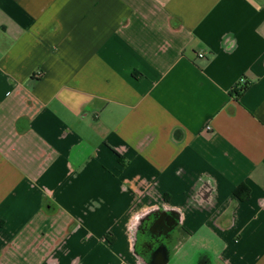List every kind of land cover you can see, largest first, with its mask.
<instances>
[{"label": "crops", "instance_id": "1", "mask_svg": "<svg viewBox=\"0 0 264 264\" xmlns=\"http://www.w3.org/2000/svg\"><path fill=\"white\" fill-rule=\"evenodd\" d=\"M146 215L264 264V0H0V264H152Z\"/></svg>", "mask_w": 264, "mask_h": 264}, {"label": "flooded vegetation", "instance_id": "2", "mask_svg": "<svg viewBox=\"0 0 264 264\" xmlns=\"http://www.w3.org/2000/svg\"><path fill=\"white\" fill-rule=\"evenodd\" d=\"M161 215H146L140 222L139 250L142 255H150L153 252L159 253L163 246L168 244L167 234L170 219L168 216L160 221Z\"/></svg>", "mask_w": 264, "mask_h": 264}, {"label": "water", "instance_id": "3", "mask_svg": "<svg viewBox=\"0 0 264 264\" xmlns=\"http://www.w3.org/2000/svg\"><path fill=\"white\" fill-rule=\"evenodd\" d=\"M170 220H172V225L170 226V230L173 228L174 225H176V220L172 216H168ZM161 254H158V252H155L152 254L151 261L152 264H166L167 258H166V251L160 252Z\"/></svg>", "mask_w": 264, "mask_h": 264}, {"label": "trees", "instance_id": "4", "mask_svg": "<svg viewBox=\"0 0 264 264\" xmlns=\"http://www.w3.org/2000/svg\"><path fill=\"white\" fill-rule=\"evenodd\" d=\"M245 90H246V88L245 87H243V88H234L233 90H232V93L234 94V96L235 97H237V98H239L242 94H243V92H245ZM247 191V189L245 188V186H240L239 188H237L236 190H235V192H234V195L238 198V199H240V200H243V199H246V198H248V196H249V194L247 195V196H242L241 195V192L242 191Z\"/></svg>", "mask_w": 264, "mask_h": 264}, {"label": "built area", "instance_id": "5", "mask_svg": "<svg viewBox=\"0 0 264 264\" xmlns=\"http://www.w3.org/2000/svg\"><path fill=\"white\" fill-rule=\"evenodd\" d=\"M198 57L203 58L204 55H203V54H199ZM39 75H41V74H39ZM206 130H207V131H210V130H211V127H210V126H207V127H206Z\"/></svg>", "mask_w": 264, "mask_h": 264}]
</instances>
